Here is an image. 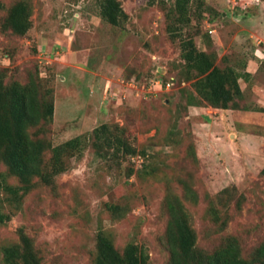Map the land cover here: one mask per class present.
Segmentation results:
<instances>
[{
	"label": "rangeland",
	"instance_id": "rangeland-1",
	"mask_svg": "<svg viewBox=\"0 0 264 264\" xmlns=\"http://www.w3.org/2000/svg\"><path fill=\"white\" fill-rule=\"evenodd\" d=\"M0 1L9 7L18 0ZM27 1V34L0 29V73L26 82L37 69L55 94L49 139L58 145L78 137L80 148L53 187L31 191L23 210L0 224V245L16 241L23 226L44 264H93L104 230L119 249L135 242L150 264H168L164 199L173 191L191 213L200 247L213 250L235 235L249 257L264 241V0L191 2L186 30L198 48L216 51L221 66L250 73L239 79L238 109L185 108L191 81L180 41L168 33L175 0H120L129 15L122 26L106 22L96 0ZM5 14L0 10V23ZM157 76L174 84L161 88ZM105 123L125 130L134 154L95 152L91 134ZM225 189L230 219L218 231L208 209L210 199L221 206ZM107 202L126 213L113 216Z\"/></svg>",
	"mask_w": 264,
	"mask_h": 264
},
{
	"label": "trees",
	"instance_id": "trees-1",
	"mask_svg": "<svg viewBox=\"0 0 264 264\" xmlns=\"http://www.w3.org/2000/svg\"><path fill=\"white\" fill-rule=\"evenodd\" d=\"M96 1L100 16L106 22L122 26L127 21L129 15L120 0ZM191 2L175 0L168 24L171 39L180 41L184 73L186 80L191 81V89L183 91L185 108L210 105L238 109V99L244 94L239 79L250 73L241 72L231 65L221 66L216 51L198 48L194 33L186 30L192 23ZM5 9L1 31L25 36L33 25L30 2L18 0L6 7L0 1V10ZM207 37L211 42V35ZM6 79L7 69H4L0 73V165L5 167L4 171H0V224H7L23 210L24 198L31 191L42 186L53 187L56 177L69 169L70 159L80 148L78 137L58 145H53L49 139L55 94L37 69L29 72L26 82ZM91 135V146L99 156L135 153L120 126L112 127L105 123L94 128ZM224 192L226 189L217 198L221 199ZM220 202L221 206H217L210 199L208 209L218 231L224 230L230 219L228 211L223 212V209L227 210L231 201L226 196ZM237 204L240 207L241 200ZM106 207L115 217H121L127 211L126 206L120 203L107 202ZM164 210L168 217L164 234L170 251L168 264H264V241L249 257L242 255L240 240L235 235L224 237L213 250L200 247L191 213L179 194L173 191L166 194ZM17 235L16 241L0 245V264H44L42 252L26 228L19 227ZM93 264H150V255L135 242H128L119 249L111 236L100 230L96 235Z\"/></svg>",
	"mask_w": 264,
	"mask_h": 264
},
{
	"label": "built area",
	"instance_id": "built-area-1",
	"mask_svg": "<svg viewBox=\"0 0 264 264\" xmlns=\"http://www.w3.org/2000/svg\"><path fill=\"white\" fill-rule=\"evenodd\" d=\"M154 81H155V83H156L158 86H160L161 88H162L163 86L170 87L171 85L174 84L172 80H169L165 85H163V84H162V79H161L159 76H157V77L155 78Z\"/></svg>",
	"mask_w": 264,
	"mask_h": 264
}]
</instances>
